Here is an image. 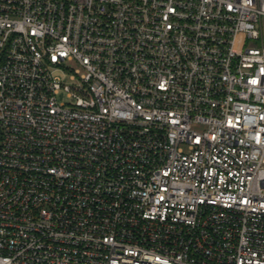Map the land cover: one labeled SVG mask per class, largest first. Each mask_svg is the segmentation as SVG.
Returning <instances> with one entry per match:
<instances>
[{
	"label": "built area",
	"instance_id": "obj_1",
	"mask_svg": "<svg viewBox=\"0 0 264 264\" xmlns=\"http://www.w3.org/2000/svg\"><path fill=\"white\" fill-rule=\"evenodd\" d=\"M262 18L0 0V264H264Z\"/></svg>",
	"mask_w": 264,
	"mask_h": 264
},
{
	"label": "rangeland",
	"instance_id": "obj_2",
	"mask_svg": "<svg viewBox=\"0 0 264 264\" xmlns=\"http://www.w3.org/2000/svg\"><path fill=\"white\" fill-rule=\"evenodd\" d=\"M261 26H262V40L264 42V18H262ZM69 69L71 70L72 73L76 69H79V71L82 72L81 68L74 62L69 63ZM63 84H68V85L72 84V80H70L69 75L65 76V78L63 79ZM64 99H65L64 97H60V100H64Z\"/></svg>",
	"mask_w": 264,
	"mask_h": 264
}]
</instances>
